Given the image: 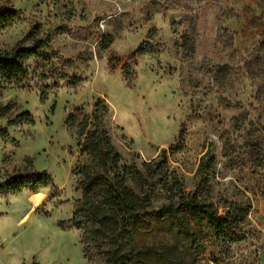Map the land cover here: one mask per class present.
Masks as SVG:
<instances>
[{
  "label": "rangeland",
  "instance_id": "1",
  "mask_svg": "<svg viewBox=\"0 0 264 264\" xmlns=\"http://www.w3.org/2000/svg\"><path fill=\"white\" fill-rule=\"evenodd\" d=\"M0 5L19 14L13 25L0 27V51L31 45L36 33L50 38L47 48L26 61L25 76L1 92L0 104L12 114L31 112L33 121L9 125L10 137L0 138V177L24 169L28 157L34 168L53 176L37 192L0 196V264H88L81 232L69 222L81 197L75 174L81 147L72 116L91 114L98 97L109 105L104 128L123 165L135 163L144 171L143 162L160 161L166 150L186 190L198 189L221 215L240 217L238 243L205 236L190 243L160 221L125 247L138 255L135 264H264V165H257L246 145L253 122L264 154V102L255 99L248 72L264 38L259 0ZM222 29L228 30L224 36ZM224 64L228 78L217 82L215 73ZM246 113L239 129L237 119ZM0 122L7 125V116ZM208 150L216 163L196 175ZM128 182L137 192L146 189L136 178ZM166 203L157 188L153 209Z\"/></svg>",
  "mask_w": 264,
  "mask_h": 264
},
{
  "label": "trees",
  "instance_id": "2",
  "mask_svg": "<svg viewBox=\"0 0 264 264\" xmlns=\"http://www.w3.org/2000/svg\"><path fill=\"white\" fill-rule=\"evenodd\" d=\"M264 7V0H259ZM18 11L0 5V27L13 25L18 19ZM223 36L228 33L222 29ZM233 37H230L232 40ZM50 44L49 36L33 34L32 44L15 45L10 50L0 51V95L5 84L20 81L27 72L26 61L38 56ZM145 53V51H141ZM127 69V70H126ZM127 79L130 67L124 66ZM248 72L255 83V99L264 102V38L256 54L248 63ZM229 75V65L224 64L215 73L217 82L225 83ZM130 80V79H129ZM223 85V84H222ZM42 99H45L43 94ZM229 107V102H226ZM10 108L0 104V116H7V125L0 122V138H9V125L32 122L29 111L12 114ZM109 113V105L103 97H98L91 114L75 117L78 121L77 140L81 147L80 159L75 168L81 197L69 222L81 232V241L88 264H135L138 255L126 251L136 243L138 232L151 231L158 222L167 221L173 231L184 235L190 243L198 244L205 236L218 240L238 243L240 217L227 213L221 215L214 201L203 197L197 190H186L183 180L168 165L167 151L163 150L158 162H143L142 171L135 163L123 165V156L104 128V117ZM248 114L237 122L244 127ZM247 147L258 166L264 165V154L259 136L255 134V124L249 122ZM182 129H180L181 135ZM175 144L170 150L175 149ZM22 170H14L0 177V196L18 194L24 190L37 192L53 181L48 170L33 167L32 159ZM215 156L206 151L200 160L196 175L204 174L215 165ZM136 178L146 187L137 192L129 185V179ZM209 180L205 178V186ZM159 188L168 203L158 209L152 207V194Z\"/></svg>",
  "mask_w": 264,
  "mask_h": 264
}]
</instances>
